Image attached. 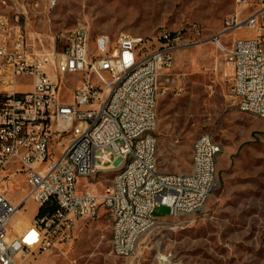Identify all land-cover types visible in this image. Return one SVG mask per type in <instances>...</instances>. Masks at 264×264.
Segmentation results:
<instances>
[{
  "label": "built area",
  "instance_id": "obj_1",
  "mask_svg": "<svg viewBox=\"0 0 264 264\" xmlns=\"http://www.w3.org/2000/svg\"><path fill=\"white\" fill-rule=\"evenodd\" d=\"M235 3L215 40L233 69L239 110L264 118V0ZM234 30L241 35L225 46ZM177 38L163 31L157 47L126 33H101L92 41L90 30L78 26L47 49L41 36L14 31L0 12V264H27L36 250L71 242L77 221L96 218L102 206L113 218V253L130 257L158 223L144 221V210L164 206L177 216L205 205L217 185L219 142L212 135L194 142L191 171L158 170L154 132L166 90L159 74L173 70ZM22 78L30 80L29 89ZM108 165L118 171L103 194L80 188L79 179ZM19 177L29 191L16 203L9 186ZM152 190H163V197L148 199ZM31 201L37 208L55 201L56 208L17 226L16 216ZM135 202H151V209L135 210Z\"/></svg>",
  "mask_w": 264,
  "mask_h": 264
},
{
  "label": "rangeland",
  "instance_id": "obj_2",
  "mask_svg": "<svg viewBox=\"0 0 264 264\" xmlns=\"http://www.w3.org/2000/svg\"><path fill=\"white\" fill-rule=\"evenodd\" d=\"M237 9L235 0H0L13 30L41 36L47 49L78 26L90 30L92 41L101 33H127L152 45L163 31L178 36L174 68L162 77L168 89L157 105L158 170L191 171L193 145L203 134L222 146L217 185L205 205L177 216L158 207V223L140 238L133 256L113 253V218L102 206L96 218L77 221L71 242L36 250L27 264H264V118L239 110L233 69L215 40ZM241 33L229 32L223 44ZM20 82L30 88L29 79ZM117 171L105 166L79 179L80 188L101 195ZM9 191L20 203L29 188L19 177ZM36 207L26 203L16 225L29 224Z\"/></svg>",
  "mask_w": 264,
  "mask_h": 264
},
{
  "label": "bare ground",
  "instance_id": "obj_3",
  "mask_svg": "<svg viewBox=\"0 0 264 264\" xmlns=\"http://www.w3.org/2000/svg\"><path fill=\"white\" fill-rule=\"evenodd\" d=\"M127 36H133L127 34ZM134 39L137 40H146L144 36H134ZM162 74H159V81H161ZM221 144L219 143L217 156L214 157V172H215V180L217 175V161L218 156L221 152ZM68 165H75V158H68ZM152 185H159V178H152ZM155 197H163V190H152V192H148V199H155ZM143 209H151V202H135V210H143ZM143 220L144 221H153L158 222V217L156 215V210H144L143 211ZM29 239H33L34 236L31 233L28 236Z\"/></svg>",
  "mask_w": 264,
  "mask_h": 264
},
{
  "label": "trees",
  "instance_id": "obj_4",
  "mask_svg": "<svg viewBox=\"0 0 264 264\" xmlns=\"http://www.w3.org/2000/svg\"><path fill=\"white\" fill-rule=\"evenodd\" d=\"M56 208L55 201L50 202L49 204L39 208L38 215L37 216H44L45 214H51L54 212Z\"/></svg>",
  "mask_w": 264,
  "mask_h": 264
},
{
  "label": "crops",
  "instance_id": "obj_5",
  "mask_svg": "<svg viewBox=\"0 0 264 264\" xmlns=\"http://www.w3.org/2000/svg\"><path fill=\"white\" fill-rule=\"evenodd\" d=\"M165 73V72H164ZM162 77H163V74H162ZM162 77H161V81H162ZM167 89H168V87H166ZM166 91V90H165ZM164 91V92H165ZM28 203H31V202H28ZM37 208V207H36ZM38 211H39V208H37V210L35 211V213H34V215H36L37 213H38Z\"/></svg>",
  "mask_w": 264,
  "mask_h": 264
}]
</instances>
